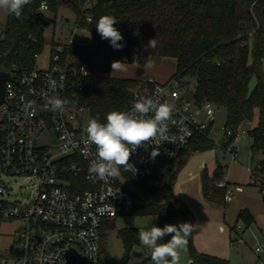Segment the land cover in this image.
<instances>
[{"label": "built area", "instance_id": "built-area-1", "mask_svg": "<svg viewBox=\"0 0 264 264\" xmlns=\"http://www.w3.org/2000/svg\"><path fill=\"white\" fill-rule=\"evenodd\" d=\"M40 9L46 12L47 5ZM79 30L85 32L75 21L68 40L50 45L47 68L8 73L0 105V220L17 222L19 229L14 246L0 256V264H100L108 222L131 215L137 204L119 177L144 191H160L174 162L196 138H212L215 133L212 103L186 101L176 81L161 83L148 77L136 85L123 111H130L141 98L174 105L168 121L169 141L162 143L154 160L150 159L154 145L145 144L132 153L129 163L137 169L135 175L121 168L117 177L101 180L90 173L96 148L84 143L88 110L80 103L82 86L73 81L76 75L87 76L83 56L75 50L85 47L89 39L82 36L79 43L74 42ZM50 97L68 103L55 110L47 103ZM225 134L231 137L232 131L225 129ZM45 138L49 143L40 142ZM238 140L237 134L229 145L233 155ZM171 152L175 154L170 156ZM247 171L264 198V172L258 163ZM216 186L226 187L224 201L231 203L233 189L224 181ZM239 228L245 229V224ZM240 243L241 238L231 241L230 247L237 249ZM254 254L253 264H264V241Z\"/></svg>", "mask_w": 264, "mask_h": 264}, {"label": "trees", "instance_id": "trees-1", "mask_svg": "<svg viewBox=\"0 0 264 264\" xmlns=\"http://www.w3.org/2000/svg\"><path fill=\"white\" fill-rule=\"evenodd\" d=\"M42 4L47 5L46 12L41 11ZM60 9L71 10L95 47L106 52L108 69L113 61L145 67L148 62L175 59L176 72L169 80L185 85L187 79H194L195 101L210 102L225 110L224 127L232 131V136L225 137L224 150L234 141L240 125L251 124L257 116V126L248 131L252 139L250 149L253 154L264 153V0H31L19 18L10 14L7 19L0 38L1 71L19 75L35 68L36 58L46 46L45 32L53 23L51 16H56ZM104 15L117 20L114 27L123 36L120 50L113 49L108 40H102L96 30L98 19ZM153 38L157 46L147 48ZM53 44L54 41L50 45ZM84 51L85 47H80L75 53L83 56ZM145 79L73 77L74 83L82 86L80 103L88 110L89 119L97 118L101 123L106 122L107 113L123 111L136 85ZM253 79L255 85L250 89ZM212 147V138L198 136L174 162L166 187L146 191L160 202L136 204L132 214L155 215L161 228L166 224L176 225L180 217L193 225L192 214L186 203L175 196L174 187L186 158ZM258 166L263 173L264 160ZM223 175L221 166L212 174L206 167L202 170L201 194L205 201L225 203L226 187L216 186ZM237 218L246 228L255 221L247 209L239 211ZM191 235L188 236L190 264H229L226 259L198 252ZM118 237L124 245L123 260L127 261L133 244L139 242L138 232L124 229L118 232ZM170 239L171 235H166L159 243ZM104 241L105 235L102 255ZM100 264L107 262L102 260ZM139 264H153L151 254Z\"/></svg>", "mask_w": 264, "mask_h": 264}, {"label": "rangeland", "instance_id": "rangeland-1", "mask_svg": "<svg viewBox=\"0 0 264 264\" xmlns=\"http://www.w3.org/2000/svg\"><path fill=\"white\" fill-rule=\"evenodd\" d=\"M9 15L7 10L0 9V38L3 36ZM51 17L53 23L45 32L46 46L43 53L36 58L35 68L37 69L47 68L51 42L68 40L69 29L75 22V14L68 9H60L56 16ZM82 36L89 39L82 57L86 64V73L89 76L135 81L151 77L158 82L166 83L176 72V61L173 58L154 61L151 68L136 64H124L125 70L113 71L112 67L107 68L106 52L95 47L88 33L79 30L73 37L74 42L79 43ZM185 83V85L178 86V89H181V97L186 101H192L194 100L196 81L187 79ZM254 85L255 79L250 82V89ZM88 114L85 113L87 125ZM225 121V110L214 107L213 147L206 151L192 153L186 158V163L178 174L174 194L186 203L192 214L193 225L196 227L192 231L191 240L198 252L226 259L229 264H253L256 260L254 249L264 241V204L259 188L251 184L247 169L252 170L258 162L264 160V153L259 151L253 154L250 149L252 139L242 131H249L257 126V116L251 124L240 125L237 131L239 140L234 143V155L229 152V146L226 150L222 148L226 137ZM40 142L46 144L49 143V139H41ZM217 166H221L224 171L221 181L226 182L229 185L228 189L234 191L231 203H211L202 197V170L206 167L208 173L212 174ZM119 180L121 185L132 193L137 204L160 202L131 180L120 177ZM236 187H241V190L236 191ZM244 209L250 211L255 221L249 227L241 229L239 226H241L242 220L237 218V214ZM181 223H185L184 217H180L176 225ZM152 225L159 226L158 217L155 215L132 214L118 216L110 220L104 230L103 262H107V264H139L143 262L151 254V249L146 248L139 241L133 244L129 258L124 261V245L121 238L118 237V232L124 229H134L138 232L141 229H150ZM18 229L17 222L0 220V256L14 246ZM240 238L242 243L238 245L237 249H232L230 242ZM186 239L187 245L180 252L181 264H190L189 237Z\"/></svg>", "mask_w": 264, "mask_h": 264}, {"label": "clouds", "instance_id": "clouds-1", "mask_svg": "<svg viewBox=\"0 0 264 264\" xmlns=\"http://www.w3.org/2000/svg\"><path fill=\"white\" fill-rule=\"evenodd\" d=\"M30 2L31 0H0V9H5L19 18L24 7ZM115 24H117L115 17L104 15L98 19L96 30L102 40H108L113 49L120 50L123 48V44L120 43L123 36L114 27ZM156 46V38L148 41L147 48L154 49ZM152 66L151 62L145 65L146 68ZM111 67L113 71L125 70V65L121 61H113ZM47 103L55 110H62L68 101L50 97ZM173 110L174 105L167 102L160 103L158 100L141 98L133 104L130 111L107 113L104 123L97 118L89 120L86 128L87 139L84 143L88 146L95 145L96 148L95 159L89 166V172L101 180L117 177L121 168L135 175L137 169L129 163L132 153L145 144H150L155 146L150 153V159L154 160L160 154L162 143L169 141L168 121ZM149 113L154 115L150 116ZM174 154L171 152L170 156ZM195 227L189 223L166 224L162 228L152 225L150 229L139 230L138 239L143 246L151 249L153 264H181L180 252L187 245L186 238ZM166 235H171V239L166 243H159Z\"/></svg>", "mask_w": 264, "mask_h": 264}, {"label": "water", "instance_id": "water-1", "mask_svg": "<svg viewBox=\"0 0 264 264\" xmlns=\"http://www.w3.org/2000/svg\"><path fill=\"white\" fill-rule=\"evenodd\" d=\"M8 80H10L8 73L0 70V105L4 101L5 82Z\"/></svg>", "mask_w": 264, "mask_h": 264}, {"label": "crops", "instance_id": "crops-1", "mask_svg": "<svg viewBox=\"0 0 264 264\" xmlns=\"http://www.w3.org/2000/svg\"><path fill=\"white\" fill-rule=\"evenodd\" d=\"M177 197V196H176ZM179 198V197H178ZM181 199V198H180ZM249 211V210H248ZM250 212V211H249ZM223 259V258H222Z\"/></svg>", "mask_w": 264, "mask_h": 264}]
</instances>
